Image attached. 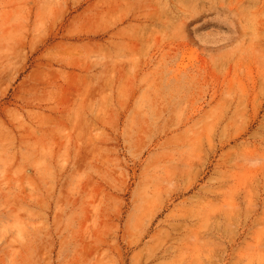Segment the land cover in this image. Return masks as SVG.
I'll return each mask as SVG.
<instances>
[{"label": "rangeland", "instance_id": "rangeland-1", "mask_svg": "<svg viewBox=\"0 0 264 264\" xmlns=\"http://www.w3.org/2000/svg\"><path fill=\"white\" fill-rule=\"evenodd\" d=\"M0 264H264V0H0Z\"/></svg>", "mask_w": 264, "mask_h": 264}]
</instances>
